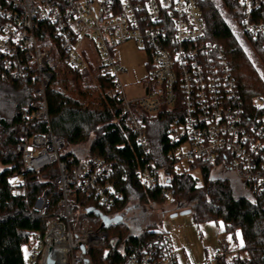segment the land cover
Listing matches in <instances>:
<instances>
[{
	"label": "built area",
	"instance_id": "1",
	"mask_svg": "<svg viewBox=\"0 0 264 264\" xmlns=\"http://www.w3.org/2000/svg\"><path fill=\"white\" fill-rule=\"evenodd\" d=\"M203 1L0 0V82L30 80L35 90L12 134L15 155L22 157L26 170L38 173L56 164L59 171L54 184L61 192V210L57 219L46 222L44 235L32 233L35 243L28 248V264H47L48 258L53 264H90L91 251L104 248L108 235L83 223L73 227L75 195L86 193L105 209L124 198L112 163L70 156L67 140L51 129L46 98L53 78L47 63L51 37L66 67L81 73L90 65L107 78L111 88L106 96L120 104L144 155L136 171L144 187L161 188V195L170 197L166 167L151 159L143 117L168 112L180 113L168 132L174 145L170 159L177 165L198 162L229 171L250 195L264 197V98L256 97L255 109H248L227 58L207 38ZM230 3L238 9L242 35L264 51V0ZM127 42L147 51L150 59L144 94L133 101L125 95L120 79L125 70L114 56ZM14 195H26L25 188H17ZM47 196L48 189L32 208L41 217L49 207ZM222 255L209 264H219ZM126 264L179 263L171 237L158 233Z\"/></svg>",
	"mask_w": 264,
	"mask_h": 264
},
{
	"label": "trees",
	"instance_id": "2",
	"mask_svg": "<svg viewBox=\"0 0 264 264\" xmlns=\"http://www.w3.org/2000/svg\"><path fill=\"white\" fill-rule=\"evenodd\" d=\"M202 12L207 23V38L216 43L227 58L245 104L249 110H254V99L264 98V83L238 43L227 18L226 12H229L239 22L237 7L232 6L230 0H204ZM47 43L50 45L47 63L53 73L46 90L52 131L67 140L70 156L97 157L112 163L114 179L124 194L123 200L110 209L101 207L86 193L75 195L76 220L108 235L104 248L91 251L89 263L126 264L131 254L143 252L147 241L159 233L145 230L137 235L126 223L106 225L105 218L117 219L135 198L153 204L170 200L189 202L185 208L192 211L196 223L222 221L228 235L236 237L238 231L242 234L240 251L246 256L222 255L219 264H264V197L250 195L229 171L223 172L229 175L215 178L214 165L189 163L188 170H180V164L168 157L174 149L168 138L169 128L180 113L161 112L154 117L143 115L153 149L151 159L157 166L166 167L169 184L165 188L170 197L162 196L161 188L144 187L136 174L144 163V155L136 145L135 135L120 104L106 96L111 88L107 78L98 76L103 104L91 105L82 90L80 73L62 63V51L56 39L51 37ZM256 48L264 57V51L258 46ZM34 93L30 80L0 82V123L14 131L21 122V112L34 100ZM0 163L6 167L0 173V264H28L24 248L35 243L32 233L36 231L44 235L46 222L57 219L61 210V192L54 184L59 174L58 166L52 165L38 173L26 170L22 157L15 155L12 139L8 143H0ZM193 171L201 174L202 185L191 174ZM124 175L126 181L122 180ZM236 180L246 193L236 190ZM20 187L25 188L26 195H14ZM46 189L49 207L41 217L32 208Z\"/></svg>",
	"mask_w": 264,
	"mask_h": 264
},
{
	"label": "rangeland",
	"instance_id": "3",
	"mask_svg": "<svg viewBox=\"0 0 264 264\" xmlns=\"http://www.w3.org/2000/svg\"><path fill=\"white\" fill-rule=\"evenodd\" d=\"M221 4V3H220ZM227 18L230 22L238 43L244 49L247 57L256 68L259 76L264 83V57L258 49L248 41L241 33L237 20L226 12ZM119 68L125 70L120 75L121 83L124 86L125 95L129 101H133L144 94V80L148 74L150 59L149 53L134 42H127L114 52ZM97 67L87 65L80 73V81L82 90L86 94L88 102L94 106H101L103 104V95L100 92L98 83ZM13 131L7 129L0 123V143H8L12 139ZM184 147V152L187 151ZM6 169L0 163V173ZM180 170H188L189 163L183 161L179 165ZM220 171H214L213 176L221 177L227 176ZM191 174L199 179V185H202V176L199 171H193ZM231 177V175H230ZM237 191L246 193L240 182H234ZM189 202L177 203L169 202L153 204L150 202H141L133 198L124 211L119 213L125 215L123 223L129 225L133 234H141L145 230L156 231L164 233L172 238L173 247L178 257L179 264H209L214 258L219 255V252L228 244L230 249H241L243 246V238L240 231L236 233V237L228 235L225 232V227L222 221L206 222L198 224L194 221L192 214L182 215L188 209ZM174 215H176L174 217ZM81 224L79 220L73 224ZM25 255H27L28 248H24ZM241 255L245 257V253L238 250L230 256Z\"/></svg>",
	"mask_w": 264,
	"mask_h": 264
},
{
	"label": "water",
	"instance_id": "4",
	"mask_svg": "<svg viewBox=\"0 0 264 264\" xmlns=\"http://www.w3.org/2000/svg\"><path fill=\"white\" fill-rule=\"evenodd\" d=\"M91 213H93V212H91ZM192 213V211L191 210H186V211H184L183 213H182V215H189V214H191ZM96 215H98V213H95ZM176 215H174V217H175ZM104 222L106 223V225L107 226H110V225H119V224H122L123 223V220H122V218L121 217H118L117 219H104ZM47 264H53V261L52 260H50V258H48L47 259Z\"/></svg>",
	"mask_w": 264,
	"mask_h": 264
},
{
	"label": "crops",
	"instance_id": "5",
	"mask_svg": "<svg viewBox=\"0 0 264 264\" xmlns=\"http://www.w3.org/2000/svg\"><path fill=\"white\" fill-rule=\"evenodd\" d=\"M172 239V238H171ZM173 243V242H172ZM226 246V248H223V250L221 251V252H219V254H224V255H230V254H232V253H236L238 250H240V249H230V247L228 246V244H226L225 245ZM225 250V251H224ZM234 255V254H233ZM177 259H178V257H177Z\"/></svg>",
	"mask_w": 264,
	"mask_h": 264
},
{
	"label": "flooded vegetation",
	"instance_id": "6",
	"mask_svg": "<svg viewBox=\"0 0 264 264\" xmlns=\"http://www.w3.org/2000/svg\"><path fill=\"white\" fill-rule=\"evenodd\" d=\"M120 217L122 218V220H123V222H124V220L126 219V218H125V215H121Z\"/></svg>",
	"mask_w": 264,
	"mask_h": 264
}]
</instances>
